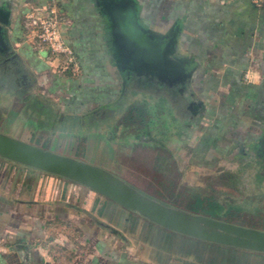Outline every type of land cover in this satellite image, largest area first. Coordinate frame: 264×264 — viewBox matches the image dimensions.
<instances>
[{"label":"crops","instance_id":"0c3cea01","mask_svg":"<svg viewBox=\"0 0 264 264\" xmlns=\"http://www.w3.org/2000/svg\"><path fill=\"white\" fill-rule=\"evenodd\" d=\"M253 1L0 0V135L88 163L175 214L264 232V9ZM51 5L66 18L61 32L77 74L59 73L58 62L25 38L27 16ZM128 23L170 37L168 59L197 63L191 75L169 83L124 69L112 27ZM138 96L172 103L182 123L184 109H196L170 157L193 187L218 194L189 201L209 200L221 212L192 211L147 190L153 165L136 158L145 156L137 145L149 142L120 135L129 97ZM190 222L211 238L164 227L81 183L0 157V264H264V252L226 242L231 233Z\"/></svg>","mask_w":264,"mask_h":264},{"label":"water","instance_id":"95a60500","mask_svg":"<svg viewBox=\"0 0 264 264\" xmlns=\"http://www.w3.org/2000/svg\"><path fill=\"white\" fill-rule=\"evenodd\" d=\"M112 34L115 57L126 70L139 74L150 72L161 80L168 79L171 83L188 78L197 66V63L192 61L181 62L177 66L172 65L168 59L173 44L170 37H156L150 31L140 29L132 23L126 24L125 28L119 25L113 26ZM0 157L81 183L131 210L143 213L144 216L164 227L205 239L211 238L207 233L196 231V226L190 222L193 218L195 221L216 226L235 236L231 241L226 242L264 252V232L187 213L175 214L177 213L175 210L161 208L148 201L137 189L127 186L118 178L88 163L50 154L2 135H0Z\"/></svg>","mask_w":264,"mask_h":264},{"label":"rangeland","instance_id":"374dc122","mask_svg":"<svg viewBox=\"0 0 264 264\" xmlns=\"http://www.w3.org/2000/svg\"><path fill=\"white\" fill-rule=\"evenodd\" d=\"M130 97L126 106V111L123 114L124 117L121 121V124L126 129H124V132H121L120 135L137 133V135H141L142 139H144V136L148 135L151 129H155V140H146L149 141V145L146 146L137 145V148H142L144 150L143 153L145 155L138 156V158H136L137 163L140 162L145 165H153L152 168L154 171H145L147 177L152 179V181L149 182L147 190L157 195L162 193L165 198L175 200L177 204L181 206H185L194 195L203 198L218 195L216 190L211 191L208 187H193L187 172L182 175L181 172L176 171L178 167L176 168L177 163L175 162V157H170L171 150L175 152V147H180V140H177V138L179 139L182 136L180 134L182 125L178 127V130L175 128L176 124L174 118L177 115L176 112L173 113L171 108L160 109L155 104L157 102L154 103V101L149 102V100H144V96H138V98H136L137 100ZM186 115L187 112H184V117ZM187 121L188 120L184 119V134L191 132L185 130V126L189 125ZM187 146L188 145L184 147ZM155 154L157 155L155 156ZM166 160L168 163L167 171H160V166L164 165ZM176 197H178V199H176ZM234 220L236 222L243 221L241 218Z\"/></svg>","mask_w":264,"mask_h":264},{"label":"built area","instance_id":"2783aa9c","mask_svg":"<svg viewBox=\"0 0 264 264\" xmlns=\"http://www.w3.org/2000/svg\"><path fill=\"white\" fill-rule=\"evenodd\" d=\"M253 4L258 9H264V0H254ZM66 18L51 5L42 13L27 16L25 22V38L40 54L56 60V69L59 73L79 72L74 52L65 42L61 26Z\"/></svg>","mask_w":264,"mask_h":264},{"label":"flooded vegetation","instance_id":"af4514ba","mask_svg":"<svg viewBox=\"0 0 264 264\" xmlns=\"http://www.w3.org/2000/svg\"><path fill=\"white\" fill-rule=\"evenodd\" d=\"M114 19L115 20H117V22L119 23V24H124V22H127V20L125 21L124 19H121V17L119 18V19H117V18H115L114 17ZM131 24V23H130ZM148 80H150L149 78H148ZM155 103V102H154ZM156 104V106L158 107V108H160V109H167V108H171L172 109V111H173V113L174 112H176V116H175V118H174V120H175V124H176V126H175V128H176V130H178V127L180 126V125H182V127H181V131L182 130H184L183 128H184V123H182L181 122V120H182V115H180L179 113H180V108H177L176 106H174V105H172V103H169V104H166L165 106L164 105H162V104H160L159 102H157V103H155ZM187 110V111H186ZM189 110V111H188ZM191 113L190 115L192 116V115H195L196 114V109L194 108H189V109H184V111H183V113ZM191 116H189L188 118H191ZM183 119H187V116H185L184 117V115H183ZM179 124V125H178ZM190 125V124H189ZM189 125H186L185 126V130H187V127L189 126ZM180 129V128H179ZM154 132H155V129H151L150 130V134L148 133V135H146V136H144V139H146V140H155V134H154ZM162 135V134H161ZM141 136V135H140ZM144 139H142V136H141V140H144ZM163 139H164V137H163ZM144 142H146L145 140H144ZM147 142H149V141H147ZM167 166H168V164H167ZM162 167H163V165H162ZM167 169H168V167H167ZM166 169V170H167ZM163 172H166V171H163Z\"/></svg>","mask_w":264,"mask_h":264},{"label":"trees","instance_id":"16d2710c","mask_svg":"<svg viewBox=\"0 0 264 264\" xmlns=\"http://www.w3.org/2000/svg\"><path fill=\"white\" fill-rule=\"evenodd\" d=\"M186 208H188L189 210H198V211H202L203 213L207 214V215H211V216H215V209H218L220 212L222 211V208L215 204L214 202H210L209 200H196L194 203L192 202H188L185 205Z\"/></svg>","mask_w":264,"mask_h":264}]
</instances>
